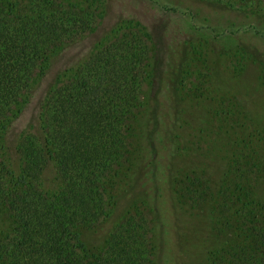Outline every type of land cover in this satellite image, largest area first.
Listing matches in <instances>:
<instances>
[{
	"label": "trees",
	"instance_id": "obj_1",
	"mask_svg": "<svg viewBox=\"0 0 264 264\" xmlns=\"http://www.w3.org/2000/svg\"><path fill=\"white\" fill-rule=\"evenodd\" d=\"M104 16L62 0H0V220L4 214L9 221L0 234V264H154L143 215L114 225L101 250L83 236L115 217L114 180L131 166L148 65L158 51L151 31L136 22L112 28L88 55L77 48L68 53L95 34ZM162 50L174 56V48ZM180 50L181 70L189 52L186 45ZM158 119V113L150 117L153 132ZM146 153L150 173L139 172L152 181L153 136ZM51 168L61 183L57 192L43 187ZM199 184L189 181L185 189L192 204L201 198ZM247 231L250 247L218 253L206 264H264V214Z\"/></svg>",
	"mask_w": 264,
	"mask_h": 264
},
{
	"label": "rangeland",
	"instance_id": "obj_2",
	"mask_svg": "<svg viewBox=\"0 0 264 264\" xmlns=\"http://www.w3.org/2000/svg\"><path fill=\"white\" fill-rule=\"evenodd\" d=\"M62 1L105 15L95 34L68 53L77 48L88 55L112 28L136 22L151 31L158 48L155 63L150 59L148 65L135 154L129 171L114 180L117 212L111 224L84 229L86 242L103 249L114 225L140 214L154 264H206L218 253L250 247L247 227L264 214V5L251 0ZM183 45L189 55L180 70ZM165 46L175 49L172 58L163 53ZM67 67L72 76L73 67ZM155 113L159 128L153 132ZM165 113L172 118L165 119ZM25 121L16 124L15 133ZM149 136L158 146L152 181L139 172L147 168L150 173ZM193 180L200 183L201 198L192 204L185 189ZM42 183L49 192L61 184L52 168ZM8 230L3 214L0 234Z\"/></svg>",
	"mask_w": 264,
	"mask_h": 264
}]
</instances>
